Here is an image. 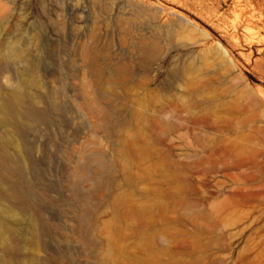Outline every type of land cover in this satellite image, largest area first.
Masks as SVG:
<instances>
[{
  "label": "rangeland",
  "instance_id": "obj_1",
  "mask_svg": "<svg viewBox=\"0 0 264 264\" xmlns=\"http://www.w3.org/2000/svg\"><path fill=\"white\" fill-rule=\"evenodd\" d=\"M0 53L43 111L19 264H264V0H0Z\"/></svg>",
  "mask_w": 264,
  "mask_h": 264
},
{
  "label": "bare ground",
  "instance_id": "obj_2",
  "mask_svg": "<svg viewBox=\"0 0 264 264\" xmlns=\"http://www.w3.org/2000/svg\"><path fill=\"white\" fill-rule=\"evenodd\" d=\"M9 50L3 58L7 59L8 54L19 56L20 51ZM33 72V67L24 69L20 79L22 86L10 84L0 91V264L20 263L21 260L15 258L21 250L20 234L28 235L29 240L38 236L34 219L21 208V204L26 203L24 188L30 185L28 169L34 152V146L24 134L43 116V111L36 106L34 92L30 91L38 84L37 77L31 78Z\"/></svg>",
  "mask_w": 264,
  "mask_h": 264
}]
</instances>
